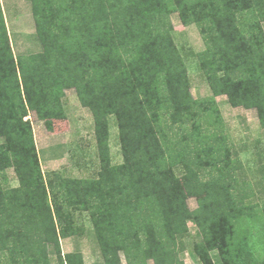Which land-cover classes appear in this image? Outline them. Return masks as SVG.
<instances>
[{
  "label": "trees",
  "instance_id": "16d2710c",
  "mask_svg": "<svg viewBox=\"0 0 264 264\" xmlns=\"http://www.w3.org/2000/svg\"><path fill=\"white\" fill-rule=\"evenodd\" d=\"M30 1L43 52L21 57L0 4V264H53L50 246L57 264H85L80 253L62 254L61 240L76 235L71 208L90 212L105 264H121V253L127 264H184L188 221L200 230L203 264H214L213 252L222 264H246L224 232L233 219L259 217L260 205L246 203L253 186L237 177L242 164L231 158L215 99L255 109L264 129V0ZM173 13L204 38L197 58L210 98L191 95ZM73 88L93 114L101 171L96 180H47L27 108L61 118ZM109 115L119 121V166L109 155ZM174 167L190 177L196 210ZM8 168L19 187L4 186Z\"/></svg>",
  "mask_w": 264,
  "mask_h": 264
},
{
  "label": "rangeland",
  "instance_id": "374dc122",
  "mask_svg": "<svg viewBox=\"0 0 264 264\" xmlns=\"http://www.w3.org/2000/svg\"><path fill=\"white\" fill-rule=\"evenodd\" d=\"M0 4L14 56H30L43 52V45L36 31L32 2L0 0ZM171 22L174 26L172 39L186 66L191 95L196 100L210 98L212 91L197 58V54L206 49L199 27L195 24L183 25L178 13L171 15ZM61 100L63 115L58 119L44 120L38 106L27 108L28 116L25 120L31 123L44 177L48 180L49 177L55 178V175H59L65 181L96 180L101 171V161L93 114L83 105L75 88L65 90ZM215 100L223 120V134L227 137L231 158L238 159L242 164L237 177L240 182L245 181V184L250 183L253 186L250 189L253 195L246 203L260 205L256 209L259 217L254 215L242 220L238 217L236 222L233 219L229 229L224 232V240L232 246L231 237L236 236L234 246L248 258L247 261L244 260L246 264H264V210L260 213L264 206V189L261 190L258 186L264 174V129L255 109L235 108L225 95L217 96ZM107 125L106 139L111 164L119 166L124 162V154L117 117L109 115ZM4 142L5 139L0 138V144ZM173 170L181 180L189 209L196 210L198 198L190 177L182 167H174ZM4 174L7 181L4 186H20L13 168H8ZM71 211V224L76 235L61 240L62 254L80 253L85 264H105L90 212L75 208H71ZM187 226L189 234L183 238L184 247L180 259L184 264H203L195 252V245L201 242L198 235L200 230L193 221H188ZM49 255L52 263L57 264V256L52 246L49 247ZM211 256L214 264H222L219 253L213 252ZM121 264H127L123 253ZM149 264L154 263L150 261Z\"/></svg>",
  "mask_w": 264,
  "mask_h": 264
}]
</instances>
